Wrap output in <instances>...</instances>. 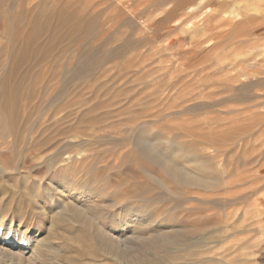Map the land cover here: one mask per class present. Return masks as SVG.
<instances>
[{"label": "rangeland", "instance_id": "rangeland-1", "mask_svg": "<svg viewBox=\"0 0 264 264\" xmlns=\"http://www.w3.org/2000/svg\"><path fill=\"white\" fill-rule=\"evenodd\" d=\"M0 225L21 264H264V0H0Z\"/></svg>", "mask_w": 264, "mask_h": 264}, {"label": "bare ground", "instance_id": "bare-ground-1", "mask_svg": "<svg viewBox=\"0 0 264 264\" xmlns=\"http://www.w3.org/2000/svg\"><path fill=\"white\" fill-rule=\"evenodd\" d=\"M94 59V58H93ZM161 161L164 163V165H165V167H166V169L169 171V172H171V173H173L175 176H179V177H181V178H184L185 180H187V181H193V180H195V179H197L196 178V176H194V175H192V174H189V173H187V172H184V170H182L181 168H180V166H179V164H177V163H175V162H171V161H168V160H165L164 158H162L161 159ZM88 197H89V195H87ZM88 199V198H87ZM90 201V200H89ZM88 200H87V202H89ZM86 202V201H85ZM84 206V205H83ZM79 206L78 208L80 209V211L81 212H85L86 213V215H87V218H88V220H90V221H92L93 220V218L95 217L94 215H95V213H98L99 212V209L97 208V207H89V206ZM77 207V206H76ZM96 211V212H95ZM95 212V213H94ZM3 221V220H2ZM5 222V221H4ZM3 223V222H2ZM102 224V223H101ZM1 226V225H0ZM96 226V225H95ZM105 227V226H104ZM97 230H98V234H100L101 235V237H102V240H104V241H101L102 242V244H99V246L100 245H103V242L105 243V244H109V243H115V242H119V243H124V244H126L125 246L126 247H128L127 246V244H128V242H125V241H123L122 239H119V238H117L116 236H111V235H109L108 233H105L104 231H103V229L101 228V227H98L97 228ZM78 233H80V232H78ZM68 234H71V233H68ZM68 234H66V235H68ZM81 234V233H80ZM108 234V235H107ZM65 235V234H64ZM65 235V236H66ZM105 235H107L106 237H105ZM72 236V235H71ZM75 236V235H74ZM162 236V241H168L169 239H170V237H168L167 236V234H162L161 235ZM85 237H86V235H85ZM76 239V242L77 241H79V239L80 238H77V236L75 237ZM87 238V237H86ZM86 238H84V237H82V239L81 240H83L84 239V241L86 240ZM89 238V237H88ZM65 239V238H64ZM70 239V238H69ZM68 239V240H69ZM72 240V239H71ZM80 240V241H81ZM88 241H90V239H87ZM78 242V243H81V242ZM161 241V240H160ZM75 242V243H76ZM74 243V244H75ZM85 243V242H84ZM83 242H82V244H84ZM89 242H86V244L84 245V246H86L87 244H88ZM81 244V245H82ZM77 246H78V244H76ZM94 245L95 244H93V247H94ZM83 246V245H82ZM90 246H91V243H90ZM87 247V246H86ZM88 247H89V245H88ZM92 247V248H93ZM101 247V246H100ZM91 248V247H90ZM0 250H1V252L3 253V254H5V255H11V256H13L15 259H17L18 261H19V264H21L20 262L22 261V256L19 254V253H17V252H12V251H10L9 249H6V248H4V247H0ZM90 250H92V249H90ZM94 250H96V249H93V252H94ZM98 250V249H97ZM18 251V250H17ZM19 252V251H18ZM69 251H67L66 250V252H64V250L62 249V251H57V254H58V256H59V258L61 259V261L63 260L62 258L66 255V254H69L68 253ZM76 253L74 254H72V255H66L65 257L67 258V260H68V263H69V261L71 262V264H80L79 262H81L82 261V259H81V255H78L79 253L77 252V251H75ZM78 253V254H77ZM91 253V252H90ZM90 253H89V255H90ZM93 255H94V253H92ZM83 256V255H82ZM67 262H65L64 260H63V262H61V264H66ZM82 263V262H81ZM70 264V263H69Z\"/></svg>", "mask_w": 264, "mask_h": 264}]
</instances>
